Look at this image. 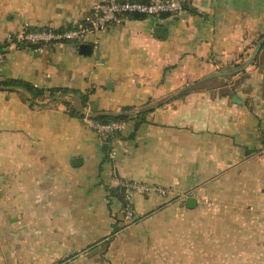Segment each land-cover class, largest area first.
<instances>
[{"label": "crops", "instance_id": "crops-1", "mask_svg": "<svg viewBox=\"0 0 264 264\" xmlns=\"http://www.w3.org/2000/svg\"><path fill=\"white\" fill-rule=\"evenodd\" d=\"M101 1L0 0V42L88 24ZM185 5L81 41L8 44L2 77L92 89L85 106L61 95L84 112L163 103L109 140L60 99L0 89V264H264V0ZM127 179L175 191L134 192L127 223Z\"/></svg>", "mask_w": 264, "mask_h": 264}, {"label": "built area", "instance_id": "built-area-1", "mask_svg": "<svg viewBox=\"0 0 264 264\" xmlns=\"http://www.w3.org/2000/svg\"><path fill=\"white\" fill-rule=\"evenodd\" d=\"M186 0H103L97 5L96 16L90 23L74 25L66 28L29 27L25 25L19 31L8 34V39L14 44H37L61 41H81L87 33L95 30L106 29L114 21H117L122 14L139 12L146 15L161 13L178 14L186 10ZM4 55H0L2 62ZM86 124L104 137L112 136L113 140L125 126L126 121L112 119L101 121L93 118L90 112L86 111ZM125 188L124 218L127 223L137 219V213L133 203L134 192L149 193L157 192L162 195H173L174 187L160 184L147 183L133 179L123 182Z\"/></svg>", "mask_w": 264, "mask_h": 264}, {"label": "trees", "instance_id": "trees-1", "mask_svg": "<svg viewBox=\"0 0 264 264\" xmlns=\"http://www.w3.org/2000/svg\"><path fill=\"white\" fill-rule=\"evenodd\" d=\"M186 6V5H185ZM127 15H132L133 17H144L146 14L139 13V12H131L126 13ZM161 14H167L161 13ZM10 43L9 39L7 38L5 41L0 42V55L6 53V47ZM1 65V61H0ZM217 77L213 76V78H204L199 79L195 82V84L192 85H186L178 95H182L190 90L198 89L204 86L211 85V80L215 79ZM218 82V81H214ZM15 87V86H22L25 89H27L31 96H32V103H36L37 99H45L47 97H54V100H62L66 105L67 108L70 110L72 114H77L79 116H84L85 112L82 111V109H79L75 107L70 100L67 98L62 97L61 95L68 94V93H76L80 96L81 102L83 106H85L89 99V94L92 91V89L89 90H81V89H75L70 87H51V88H43L39 87L35 84H33L30 81L22 80V79H13V78H5L0 75V89H5L8 87ZM57 96V97H56ZM163 103V99H153L150 97L142 106L135 107L130 105H125L122 107V109L119 112H98V113H91V116L97 120L101 121H109L112 119H122L125 121H128L129 119H133L135 121V130L137 127L147 119V114L151 112L156 106L161 105ZM120 133V132H119ZM118 133V134H119ZM117 134V135H118ZM112 136L106 137L107 139H111Z\"/></svg>", "mask_w": 264, "mask_h": 264}, {"label": "water", "instance_id": "water-1", "mask_svg": "<svg viewBox=\"0 0 264 264\" xmlns=\"http://www.w3.org/2000/svg\"><path fill=\"white\" fill-rule=\"evenodd\" d=\"M260 45H261V43H259V45H258V47H257V51L259 50ZM233 98H234L235 100H240L239 97L236 96V94L233 96ZM78 160H79V158H76L74 161H78ZM187 201H188L189 205H192V204L194 205V204L196 203V198H195L194 196H189V197L187 198Z\"/></svg>", "mask_w": 264, "mask_h": 264}]
</instances>
